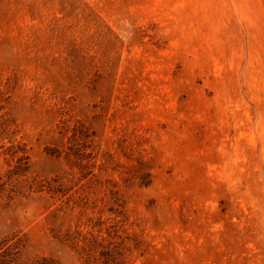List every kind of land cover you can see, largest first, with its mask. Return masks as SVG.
<instances>
[{"label": "rangeland", "instance_id": "1", "mask_svg": "<svg viewBox=\"0 0 264 264\" xmlns=\"http://www.w3.org/2000/svg\"><path fill=\"white\" fill-rule=\"evenodd\" d=\"M238 1L0 0L21 262L264 264V0Z\"/></svg>", "mask_w": 264, "mask_h": 264}, {"label": "trees", "instance_id": "2", "mask_svg": "<svg viewBox=\"0 0 264 264\" xmlns=\"http://www.w3.org/2000/svg\"><path fill=\"white\" fill-rule=\"evenodd\" d=\"M21 170L20 172H22ZM14 238H4L0 240V264H60L53 259H38L31 262H21V243L20 241H13ZM104 259L103 264L115 263V257H111L109 254H102Z\"/></svg>", "mask_w": 264, "mask_h": 264}, {"label": "bare ground", "instance_id": "3", "mask_svg": "<svg viewBox=\"0 0 264 264\" xmlns=\"http://www.w3.org/2000/svg\"><path fill=\"white\" fill-rule=\"evenodd\" d=\"M217 1L221 6L229 8L230 12H232L233 14L238 13V9H239L238 0H217Z\"/></svg>", "mask_w": 264, "mask_h": 264}]
</instances>
